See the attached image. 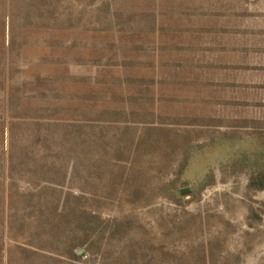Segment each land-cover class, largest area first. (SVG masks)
Segmentation results:
<instances>
[{
    "label": "rangeland",
    "instance_id": "374dc122",
    "mask_svg": "<svg viewBox=\"0 0 264 264\" xmlns=\"http://www.w3.org/2000/svg\"><path fill=\"white\" fill-rule=\"evenodd\" d=\"M0 264H264V0H0Z\"/></svg>",
    "mask_w": 264,
    "mask_h": 264
},
{
    "label": "trees",
    "instance_id": "16d2710c",
    "mask_svg": "<svg viewBox=\"0 0 264 264\" xmlns=\"http://www.w3.org/2000/svg\"><path fill=\"white\" fill-rule=\"evenodd\" d=\"M84 230H85V231H89V232H91V233L94 232V231H96L95 228L93 229V228H88V227L83 228V231H84Z\"/></svg>",
    "mask_w": 264,
    "mask_h": 264
}]
</instances>
